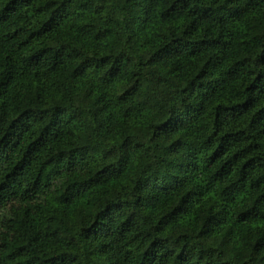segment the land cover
Listing matches in <instances>:
<instances>
[{
	"label": "trees",
	"instance_id": "1",
	"mask_svg": "<svg viewBox=\"0 0 264 264\" xmlns=\"http://www.w3.org/2000/svg\"><path fill=\"white\" fill-rule=\"evenodd\" d=\"M0 264H264V0H0Z\"/></svg>",
	"mask_w": 264,
	"mask_h": 264
}]
</instances>
